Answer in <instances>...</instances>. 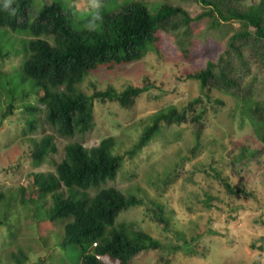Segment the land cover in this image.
<instances>
[{
  "label": "rangeland",
  "instance_id": "obj_1",
  "mask_svg": "<svg viewBox=\"0 0 264 264\" xmlns=\"http://www.w3.org/2000/svg\"><path fill=\"white\" fill-rule=\"evenodd\" d=\"M53 1L60 2L67 15L78 12L74 23L81 27L86 22L78 19L84 14L98 13L104 7L117 11L132 0H32L25 20ZM142 1L152 10L164 1L182 5L191 15L202 9L197 0ZM188 30L181 26L164 31L157 47L149 46L140 59L89 71L77 84L86 94L94 86L104 89L108 84L117 90L129 83H146L148 88L131 108L95 98L91 127L61 135L46 122L37 88L20 69L30 34L26 29L0 27V264H79L78 247L60 242L64 235L60 219L48 218L49 194L22 195L20 187L30 188L28 173L54 172L65 144L71 141L91 147L112 135L113 152L124 153L154 113L170 106L181 109L195 96L204 99L203 105H195L205 124L198 140L192 123L162 122L142 149L125 155L114 179L90 187L88 193L114 186L143 199L122 210L116 220L146 230L162 247L138 253L130 264H264V164L249 157L259 142L260 129L249 116L247 102L215 88L207 97L198 79L186 77L208 59L215 60L226 41V34L211 28L207 20H194ZM253 94L255 99H264L261 70ZM9 102L12 113L2 118ZM46 134L51 135L56 150L38 162L30 154ZM242 144L248 146L247 152H242ZM236 159L245 162L240 170L233 167ZM217 172L234 186L244 185L250 194L228 193ZM156 203L162 205V224L155 217ZM99 259L119 264L107 256Z\"/></svg>",
  "mask_w": 264,
  "mask_h": 264
},
{
  "label": "trees",
  "instance_id": "obj_2",
  "mask_svg": "<svg viewBox=\"0 0 264 264\" xmlns=\"http://www.w3.org/2000/svg\"><path fill=\"white\" fill-rule=\"evenodd\" d=\"M197 1L202 9L191 15L182 5L170 1L152 10L145 1L132 0L123 3L117 11L105 7L98 13L92 10L78 19L86 24L77 27L74 15L79 13L67 15L60 2L42 6L37 15L25 20L32 0H0V27L26 29L30 34L21 72L37 88L38 100L45 107L46 122L61 135H73L76 131L88 130L93 124L95 98L101 102L117 101L131 108L136 97L148 88L146 83H129L117 90L108 84L104 89L94 86L92 93L86 94L77 89V84L89 71L100 65L111 67L140 59L149 46L157 47L164 31L181 26L188 30L194 20H207L211 28L226 34L225 46L215 60L208 59L204 66L187 72L186 77L198 79L207 97L215 88L247 102L249 116L260 129L259 142L249 157L264 164V99L253 98L258 71L264 73V0ZM253 66L257 68L255 71ZM13 99L12 95V102ZM203 101V96H195L181 109L170 106L154 113L124 153L113 152L112 135L91 147L71 141L65 144L64 155L56 163L54 172L28 173L30 188L20 187L22 195L27 192L31 197L37 191L49 194L48 218L60 219L64 230L60 242L78 247L79 264H105L100 256L130 264L138 253L162 247V242L146 230L135 228L132 222L116 220L122 210L142 203L141 197L127 195L114 186L101 187L93 195L88 189L114 179L125 155L133 156L142 149L159 131L162 122L192 123L198 140L205 124L195 105H203ZM12 102L5 106L2 118L12 113ZM29 108L36 110L33 106ZM28 126L33 127V118ZM241 146L242 152H247L248 146ZM55 150L51 135L46 134L30 155L39 162ZM244 164L243 159L233 161V167H239L238 170ZM216 177L228 193L250 194L244 185L234 186L218 172ZM156 208L155 217L162 224V205L156 203Z\"/></svg>",
  "mask_w": 264,
  "mask_h": 264
}]
</instances>
